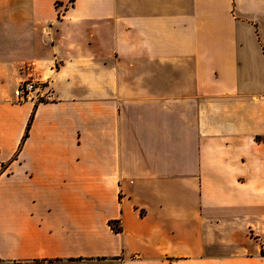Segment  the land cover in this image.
I'll use <instances>...</instances> for the list:
<instances>
[{
	"label": "crops",
	"instance_id": "obj_1",
	"mask_svg": "<svg viewBox=\"0 0 264 264\" xmlns=\"http://www.w3.org/2000/svg\"><path fill=\"white\" fill-rule=\"evenodd\" d=\"M0 264H264V0H0Z\"/></svg>",
	"mask_w": 264,
	"mask_h": 264
},
{
	"label": "built area",
	"instance_id": "obj_2",
	"mask_svg": "<svg viewBox=\"0 0 264 264\" xmlns=\"http://www.w3.org/2000/svg\"><path fill=\"white\" fill-rule=\"evenodd\" d=\"M37 83L34 81H27L21 83L14 92V95L18 103H25L27 101L34 100V96L37 93ZM53 97H48L47 100H52Z\"/></svg>",
	"mask_w": 264,
	"mask_h": 264
},
{
	"label": "trees",
	"instance_id": "obj_3",
	"mask_svg": "<svg viewBox=\"0 0 264 264\" xmlns=\"http://www.w3.org/2000/svg\"><path fill=\"white\" fill-rule=\"evenodd\" d=\"M30 125H31V122L29 123L28 129L30 128ZM115 230L118 231L119 229L115 227Z\"/></svg>",
	"mask_w": 264,
	"mask_h": 264
}]
</instances>
